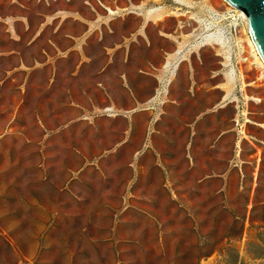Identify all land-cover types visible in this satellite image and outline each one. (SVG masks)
<instances>
[{
	"label": "rangeland",
	"instance_id": "374dc122",
	"mask_svg": "<svg viewBox=\"0 0 264 264\" xmlns=\"http://www.w3.org/2000/svg\"><path fill=\"white\" fill-rule=\"evenodd\" d=\"M20 1V41L0 24V264H264V89L242 16L224 0ZM74 44L60 69L85 61L82 105L67 106L31 64ZM127 92L141 109L118 108ZM67 183L84 203L38 207Z\"/></svg>",
	"mask_w": 264,
	"mask_h": 264
},
{
	"label": "crops",
	"instance_id": "0c3cea01",
	"mask_svg": "<svg viewBox=\"0 0 264 264\" xmlns=\"http://www.w3.org/2000/svg\"><path fill=\"white\" fill-rule=\"evenodd\" d=\"M25 6L20 0H11L8 1V3H6V9H4L2 11V9L0 8V24H4L5 26V30L4 32L9 36V39H13L14 41H20L22 33L20 31V27L23 23L28 24L29 21V17L25 14H23L21 7ZM72 9L69 7H62L61 11H71ZM75 12V11H73ZM36 15H42L39 12H36ZM43 16V15H42ZM44 17L46 18V23L48 21V19H50V21L53 20H57L60 19V15L59 16H50L48 15V13L44 14ZM47 28L48 26H44L41 29H37L36 33H35V37L33 40L34 42H38L41 40L42 36H45L46 32H47ZM27 30H30V28H26ZM26 30V31H27ZM73 34V33H72ZM53 35L56 36H62L66 41H68V39H70V35L71 32L69 31H64L62 29L56 28V30H54ZM47 42L50 44H54V41L51 39H47ZM31 43V44H33ZM78 46H80V42L77 43ZM57 45V44H56ZM58 51L60 52L61 56H50L49 53H46L47 57L44 60H36L34 64H31V71H33L34 69L37 70L39 67L41 68H47L51 71V76L49 77L48 81H47V92L51 91V98H59V95L55 92H62V97L67 99V106H70L71 104H75L76 106L82 105L79 101L76 100L77 96L74 94L76 93V90L74 87L71 86V82L72 83H79L80 77H82L81 71L84 69L85 66V61L79 59L76 63L75 66V70L73 71V73L71 74L70 77L72 78H67L69 76L68 74H64L63 71H61L60 66H64L66 65V63L69 62L68 57L78 51L79 48H77L75 46V44L72 47H66L65 49H61L57 46ZM0 55H6V54H0ZM10 55V54H9ZM83 81V79H82ZM121 84H123V82L121 81ZM106 88L107 85H106ZM79 89V87L77 88ZM81 90H83V88H81ZM55 91V92H53ZM126 101L125 103L121 106L118 105L117 103H110L111 105H115L117 104L118 108H122V110H124V113L128 114L133 112L135 109L140 108L141 109V101L139 100H135L131 97L130 94H128L127 92V96H126ZM70 99H74V102H70ZM261 104V103H259ZM116 106V107H117ZM226 106H223L221 108H225ZM101 108H107V106L101 107ZM238 117V119H237ZM236 119H234V122L236 123L237 121H239V123L243 122L244 120L242 119V117L237 116ZM242 119V120H241ZM208 122L210 123H214L215 120H213L212 118L208 119ZM224 125H226L225 120L223 122ZM242 125L240 124V127ZM238 127V131H239V136H240V130L243 128ZM220 129V127L218 128ZM231 128L230 129H224L223 131V136H226L227 134L231 133ZM254 139V137H251ZM240 137L237 140V143L239 142ZM142 142V141H141ZM157 143V144H156ZM158 142L155 141V145L154 146H158ZM151 156H145L144 159L149 158ZM146 171H142L141 172V180H143L145 178ZM74 182H71V185L73 187ZM76 184V183H75ZM45 186H47L48 189H44L45 194L47 196H51L53 193L49 194V191H52V186L53 183L52 182H45ZM52 189V190H50ZM70 201H72V203L74 204H80V203H84L85 198H83L78 192H76V190L74 188H70L69 183H67V186L65 187H60V190L58 192H56V196L54 194V198L52 200H50L49 202H47L46 204H42V203H38V207L40 209L43 210H54V209H61V210H69L71 209L68 205L70 203ZM145 201H150V199H146L144 198V194L141 192V211H145L150 209L149 207L145 206ZM72 209H77L76 207ZM79 209V207H78Z\"/></svg>",
	"mask_w": 264,
	"mask_h": 264
},
{
	"label": "water",
	"instance_id": "95a60500",
	"mask_svg": "<svg viewBox=\"0 0 264 264\" xmlns=\"http://www.w3.org/2000/svg\"><path fill=\"white\" fill-rule=\"evenodd\" d=\"M248 15L250 35L264 61V0H225Z\"/></svg>",
	"mask_w": 264,
	"mask_h": 264
},
{
	"label": "bare ground",
	"instance_id": "6f19581e",
	"mask_svg": "<svg viewBox=\"0 0 264 264\" xmlns=\"http://www.w3.org/2000/svg\"><path fill=\"white\" fill-rule=\"evenodd\" d=\"M224 2H226V1L224 0ZM232 8H234V7H232ZM234 10H236V12L238 13V16H242L243 23H245V21H246L247 24H248V15H247V13L242 11V10L235 9V8H234ZM230 18H232V16H230ZM232 20H234V18H232ZM240 24L242 25V23H240L238 20L237 21L234 20V25H232L230 23L229 26L232 29H234L235 26H239ZM248 32H249V26H248ZM249 34H250V32H249ZM250 38H251L250 41H249L250 48L248 49V51L250 53V54H248L250 56V59L248 60V63H249V67H250V65H256V68H257V71H258L257 72L258 75H257V81L254 82V83L255 84L258 83L262 87L261 83L264 82V71H263L264 70V61H263L262 57L260 56V53H259V51H258V49H257V47H256L251 35H250ZM232 62L234 63V66H235L234 69L237 68V70L240 72V68H238L236 66L234 59L232 60ZM244 78H245V75L242 76V79H244ZM243 81L245 82V80H243Z\"/></svg>",
	"mask_w": 264,
	"mask_h": 264
},
{
	"label": "built area",
	"instance_id": "2783aa9c",
	"mask_svg": "<svg viewBox=\"0 0 264 264\" xmlns=\"http://www.w3.org/2000/svg\"><path fill=\"white\" fill-rule=\"evenodd\" d=\"M240 26L241 25H239V26H235L234 27V33L235 34H238V29L240 28ZM230 27V26H229ZM233 29L230 27V35L232 36V39H233V41H234V35H233V31H232ZM238 56V55H237ZM236 56V58H235V64H236V66L238 67V68H240V66H242V63L240 62V57H237ZM250 59V56L248 55V53H247V56L246 57H244L243 58V62H244V64H245V66H247V65H249V63H248V60ZM243 64V65H244ZM264 71V70H263ZM248 72H252V73H254V74H256V77H255V79L252 81V82H256L257 81V68H256V65H250V67H249V70L247 71V75H248ZM261 85H262V88L264 89V82L263 83H261ZM261 103V102H260ZM236 125H237V127H240V123H239V121H237L236 122Z\"/></svg>",
	"mask_w": 264,
	"mask_h": 264
}]
</instances>
